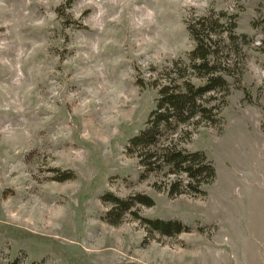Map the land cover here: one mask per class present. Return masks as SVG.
<instances>
[{
  "label": "rangeland",
  "instance_id": "374dc122",
  "mask_svg": "<svg viewBox=\"0 0 264 264\" xmlns=\"http://www.w3.org/2000/svg\"><path fill=\"white\" fill-rule=\"evenodd\" d=\"M202 16H221L228 92L207 95L216 124L157 146L203 151L216 177L170 196L185 175L147 171L128 141ZM106 193L144 194L138 215L190 230L150 232L132 213L110 225ZM0 264H264V0H0Z\"/></svg>",
  "mask_w": 264,
  "mask_h": 264
},
{
  "label": "trees",
  "instance_id": "16d2710c",
  "mask_svg": "<svg viewBox=\"0 0 264 264\" xmlns=\"http://www.w3.org/2000/svg\"><path fill=\"white\" fill-rule=\"evenodd\" d=\"M218 19L209 20L202 16L186 23L189 38L194 43L193 49L187 54L188 63L178 65L173 62L167 68L170 73L166 82L155 85L157 98L154 109L149 113L144 127L128 141V149L138 154L139 163L147 171L165 167L168 174L185 175V182L178 179L171 182L168 192L170 196L203 195L205 191L202 186L210 184L216 177L215 168L203 151H190L171 143L157 145L164 130L174 131L183 124L199 126L217 123L218 111L210 105L211 96L207 95L222 90L228 92L225 76H232L233 73L227 60H219V50L213 46L214 35L218 34L215 29L222 26ZM234 27L233 22L228 29V38L232 43L237 39L233 34ZM192 77L197 79L196 82ZM68 178L70 176L64 174L59 176V179ZM101 200L111 205L102 218L110 225H119L126 213H132L134 219L139 220L150 232L173 236L190 230L180 221L148 219L138 215L132 210L135 205L154 204L144 194H134L123 199L106 193Z\"/></svg>",
  "mask_w": 264,
  "mask_h": 264
},
{
  "label": "bare ground",
  "instance_id": "6f19581e",
  "mask_svg": "<svg viewBox=\"0 0 264 264\" xmlns=\"http://www.w3.org/2000/svg\"><path fill=\"white\" fill-rule=\"evenodd\" d=\"M105 84V83H104ZM100 87V86H99ZM109 89V88H108Z\"/></svg>",
  "mask_w": 264,
  "mask_h": 264
}]
</instances>
